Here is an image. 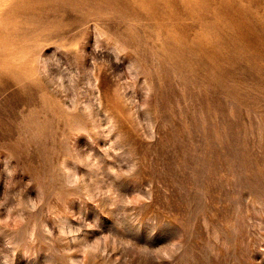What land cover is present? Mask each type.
<instances>
[{
  "label": "rangeland",
  "instance_id": "rangeland-1",
  "mask_svg": "<svg viewBox=\"0 0 264 264\" xmlns=\"http://www.w3.org/2000/svg\"><path fill=\"white\" fill-rule=\"evenodd\" d=\"M0 264H264V0H0Z\"/></svg>",
  "mask_w": 264,
  "mask_h": 264
}]
</instances>
